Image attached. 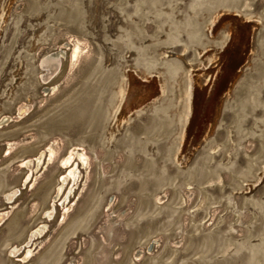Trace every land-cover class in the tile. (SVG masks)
<instances>
[{"label":"rangeland","instance_id":"374dc122","mask_svg":"<svg viewBox=\"0 0 264 264\" xmlns=\"http://www.w3.org/2000/svg\"><path fill=\"white\" fill-rule=\"evenodd\" d=\"M0 264H264V0H0Z\"/></svg>","mask_w":264,"mask_h":264},{"label":"bare ground","instance_id":"6f19581e","mask_svg":"<svg viewBox=\"0 0 264 264\" xmlns=\"http://www.w3.org/2000/svg\"><path fill=\"white\" fill-rule=\"evenodd\" d=\"M61 56H64L60 51H56V53L49 55L48 57H44L41 59V61L39 62V66H42L44 69L42 70V73L39 75V79L43 82H49V80H51L55 74L58 72V69L61 66ZM75 59H76V54L73 53L72 55V59H71V63H70V68H74V64H75ZM74 150H72L70 152V154L73 152ZM69 157L65 158L64 160L61 161V164L64 166L66 165L67 167H69L65 178L62 179L63 183H69V187H68V192L66 197L64 198V200H66L69 196V194H72V192L74 191L75 187H78V182L81 181V171L79 170V164L78 162L74 163V159L72 158V154ZM36 160V158H35ZM35 160L33 162H35ZM27 165V163H26ZM29 173V172H28ZM28 173L26 175H28ZM33 175V173H32ZM27 178V176H26ZM26 180V179H25ZM86 181V180H85ZM57 190V189H56ZM56 190H55V196L56 197ZM18 190H15L11 195L8 196V194H10V192L8 191L4 196H3V200L5 202L11 201L12 198L18 193ZM64 202V201H63ZM51 208V210H50ZM50 208L48 210H50L51 212L45 213V216H47V218H51L53 216L54 213V209L52 206H50ZM38 230H40L38 232V234L40 235L41 233H43V229L39 228ZM36 233H32L29 234L26 238V240L28 241L26 244V247H28L29 245H32V241L35 237ZM10 249L12 251V255H16L20 250H17L14 247H10L9 248V253H10ZM11 255V254H9ZM29 256L23 258V260H26Z\"/></svg>","mask_w":264,"mask_h":264},{"label":"water","instance_id":"95a60500","mask_svg":"<svg viewBox=\"0 0 264 264\" xmlns=\"http://www.w3.org/2000/svg\"><path fill=\"white\" fill-rule=\"evenodd\" d=\"M65 45H67V44H65ZM62 47H59V48H57V50L56 51H61L62 52V54L64 55V53L67 51L66 49L65 50H63L62 51ZM68 58H69V56H68ZM69 61V60H68ZM41 69H44L42 66H39ZM67 81H68V79H67ZM13 192H10V194H8V196L9 195H11ZM48 212H51V211H48ZM48 212H46V213H48ZM44 216H45V213H44ZM46 218H47V216H45ZM28 242V241H27ZM27 242L25 243V246H26V244H27ZM9 254H11L10 255V257H16L15 255H12V251L10 250V253Z\"/></svg>","mask_w":264,"mask_h":264}]
</instances>
